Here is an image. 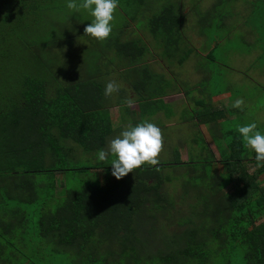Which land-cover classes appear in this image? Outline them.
<instances>
[{"label": "trees", "instance_id": "1", "mask_svg": "<svg viewBox=\"0 0 264 264\" xmlns=\"http://www.w3.org/2000/svg\"><path fill=\"white\" fill-rule=\"evenodd\" d=\"M60 2L10 0L0 19L10 26L22 21L10 45L0 49L2 75L14 71L6 88H0L1 262L16 264L10 259L20 258L23 264H38L34 258H44L48 262L43 264H264V162L248 172V165L257 166L255 152L226 127L227 109L203 106L192 114L196 125L209 126L212 136L226 141L227 153L218 160L226 166L223 173H213L215 160L206 150L205 156L182 162L174 149L167 162L144 164L120 180L105 161L70 166L80 159L77 148L96 154L116 129L104 87L96 79L97 60L68 82L57 81L55 64L45 61L46 49L66 39L60 29L43 24ZM32 21L45 30L36 32ZM180 21L170 4L147 21L168 56L180 54ZM8 36H0V46ZM99 45V55L104 48L112 50L135 67L139 79L133 90L139 98L143 94L141 115L161 111L164 90L158 74L141 62L144 47L120 42L116 34ZM60 174L70 181L80 177L74 182L81 186L57 190L55 177ZM4 235L19 238L22 247L41 249L15 257L18 247Z\"/></svg>", "mask_w": 264, "mask_h": 264}, {"label": "rangeland", "instance_id": "2", "mask_svg": "<svg viewBox=\"0 0 264 264\" xmlns=\"http://www.w3.org/2000/svg\"><path fill=\"white\" fill-rule=\"evenodd\" d=\"M9 1L0 0V19H3L5 6ZM80 2L81 0H77V3ZM67 3L68 0L60 2V9L49 13L48 19L43 23L44 26L48 24L52 30L60 29L66 39L48 47L46 50L49 55L43 52V56L49 65L55 64L53 73L59 82L74 81L78 74H82L81 69L97 60L96 79L102 83L104 90L110 80L120 85L119 92L106 97L116 130L108 138L105 148L129 124L135 126L147 120L163 131L164 147L159 156V164L167 162L174 149L178 150L182 162H186L193 155L201 158L206 155V150L215 160L212 164L213 173L220 174L226 168L218 163L220 153H227L226 141L212 136L209 126L196 125L192 119L195 110L203 106L223 107L230 113V121L226 123L228 130L239 133L237 126L255 122L257 130L264 134V0H118L110 35L116 34V39L120 42L135 41L144 47L145 53L141 62L150 72L158 74L164 90L161 97L164 107L154 115L146 117L141 115L138 104L143 94L139 98L133 90V82L139 79L136 71L132 70L135 67L131 68L128 60L112 50L104 48V53L99 55L98 49L103 47L99 43L102 44L105 40L100 41L84 34L85 26L94 18L88 10L81 9L77 12L68 9ZM168 4L174 6L181 17L183 38L179 55H166L157 43L158 40L147 29V21ZM21 25L22 21L17 24L14 22L10 26L4 25L0 20V36L9 34L7 43L0 46V49L10 45L9 38L15 35ZM44 26L35 25V31L40 33V30H45ZM23 60L26 65L29 64V56L25 55ZM1 70L2 68L0 88L5 89L4 83L9 81L10 73L13 76L14 71L6 70V74L2 75ZM127 98L135 101L132 107L126 106ZM237 99L243 100L242 109L232 107ZM247 150L251 148L247 147ZM77 154L80 159L71 163V167L89 166L99 161L97 153L85 154L77 148ZM113 159L115 157L109 155L103 164L109 166ZM256 167L248 165V172L252 173ZM75 178L80 177L71 176L70 181L63 174L57 175L55 188L60 190L64 186L78 189L81 183L74 182ZM260 183L264 185V176ZM176 187L179 190V186ZM165 189L167 191V184ZM1 231L4 234L3 225L0 224V233ZM4 238L18 247V254L16 250L12 252L15 257L41 249L33 245L22 247L21 240L11 235H4ZM0 240L2 241L1 236ZM102 246L106 247V244ZM1 261L0 264H4ZM51 261L58 262L57 259ZM10 262L26 263L20 258L10 259ZM33 262L43 264L48 261L34 258Z\"/></svg>", "mask_w": 264, "mask_h": 264}, {"label": "clouds", "instance_id": "3", "mask_svg": "<svg viewBox=\"0 0 264 264\" xmlns=\"http://www.w3.org/2000/svg\"><path fill=\"white\" fill-rule=\"evenodd\" d=\"M67 8L74 11L81 9L88 10L94 18L84 28V34L90 35L97 40L104 41L109 38L112 30V22L118 8V0H68ZM120 85L114 80L107 82L104 95L110 97L113 93L119 92ZM135 101L131 98L125 100L128 107H132ZM243 100L237 99L232 107L242 109ZM239 134L245 142V147L255 152L257 167L264 162V134L257 130L255 122L244 126H237ZM163 131L155 123L144 120L135 126L129 124L120 135L111 139L107 148L97 152L99 161H106L109 155L114 156L112 160V175L120 180L133 173L145 163L156 166L159 164V156L163 151Z\"/></svg>", "mask_w": 264, "mask_h": 264}]
</instances>
